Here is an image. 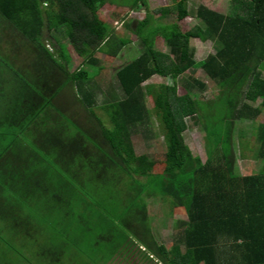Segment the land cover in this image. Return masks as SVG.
Wrapping results in <instances>:
<instances>
[{
	"label": "trees",
	"instance_id": "obj_1",
	"mask_svg": "<svg viewBox=\"0 0 264 264\" xmlns=\"http://www.w3.org/2000/svg\"><path fill=\"white\" fill-rule=\"evenodd\" d=\"M107 2L117 1L0 0V213L8 200L24 204L42 214V229L63 230L49 238L60 257L52 264H100L77 262L69 246L77 234L97 232L111 246L120 233L122 247L111 261L117 264H142L148 257L149 264H264V170L238 172L235 143L238 121L255 122L264 113V0H233L228 13L200 5V22L191 28L182 24L192 14L188 0H174L179 19L173 23L156 25L148 12L126 24L142 52L118 68L109 84L96 54L117 57L131 41L100 16ZM143 6L148 8L147 0L131 4ZM156 10L166 15L172 8ZM10 32L20 38H4ZM160 35L169 52L156 47ZM61 36L82 65L95 67L92 76L82 66L70 70ZM193 38L215 42L216 52L199 59ZM198 67L219 84L217 98L204 100L207 83L192 75L187 92L180 93L178 78ZM156 75L172 83L147 85ZM98 89L107 92L102 104ZM153 113L167 145L162 161L139 154L134 142ZM199 120L207 131L206 161L185 136L190 121ZM258 129V155L264 158V122ZM241 130L240 144L252 148ZM156 168L161 170L149 172ZM150 198L188 214L175 222L172 247L154 233ZM18 225L11 238L19 242L24 236ZM22 226L30 239L38 232ZM65 256L71 261L63 262ZM0 264H6L1 256Z\"/></svg>",
	"mask_w": 264,
	"mask_h": 264
},
{
	"label": "rangeland",
	"instance_id": "obj_2",
	"mask_svg": "<svg viewBox=\"0 0 264 264\" xmlns=\"http://www.w3.org/2000/svg\"><path fill=\"white\" fill-rule=\"evenodd\" d=\"M114 1L117 2H107L106 4L101 6L99 9V14L103 20L107 21L110 26H112L116 30L118 34L128 37L131 42L123 48V50L117 57L109 58L102 52H98L96 54V56L101 59V64L105 66V69L101 73V76H105L107 84L115 82L117 69L120 68L122 65L126 64L127 62H130L131 60L135 59L144 48V45H142L139 38L131 30V27L126 26V24L131 22H133L134 24L137 20L144 19L148 12L152 14V23H155L156 25H166L169 23L176 22L179 19V10L174 0H147L148 8H146V6H143L142 8L137 9L131 7V4L134 2V0ZM188 4L190 9L192 10V14L191 16L185 19L184 23H182L184 24L185 28H191L192 26H195L198 22H200L199 18L196 16V10L200 5H206L220 12L228 13L229 11H231V7L233 6V0H188ZM163 6L171 7L172 10L166 15L160 14V12H158L156 9L161 8ZM242 9L245 10L246 8L243 7ZM14 37H16V39L20 38L12 32H10L9 34H4V38L8 40H16ZM61 38H63V36H61ZM63 39L71 55V60L69 63L70 70L74 71L78 67L82 66L84 68H88L91 71L92 76L95 72V67H89L87 66V64L82 65V57H80L75 52L72 45L66 38ZM192 44L197 48V56L199 59L205 57L207 53L216 52V43L211 40L204 41L200 38H193ZM156 47L166 52L170 51L167 39L162 35L156 38ZM21 58L22 61H24V58L22 56H20L19 59L21 60ZM191 75L194 77L201 78L207 83V88L203 90V94L201 95L204 100H213L217 98V96L221 92L219 84L216 81L210 79L200 67L189 70L186 74H183L178 78V83L180 86L179 91L181 94L187 92L185 81L189 79ZM161 82L172 83V80L167 77L156 75L152 77L149 81H147L146 84L148 85ZM200 90V88H195L196 92H199ZM98 94L99 104H102L104 99L107 97V92L104 91L101 93V89H98ZM260 102L261 99L259 102L253 103V105L256 106ZM147 104L151 109L154 108L155 101L153 97L147 98ZM98 113L104 118L109 119L108 116L105 117L102 110H98ZM106 122L108 124L109 121ZM263 122L264 113H262V115L255 122L238 121L237 123L235 132V143L238 155L237 170L238 172H241L244 175L258 173L264 170V158L258 155L259 146L261 144L258 140V133H255L254 130L256 128L258 131V127ZM241 129H246V136L249 137L252 148H247L245 145L240 144V138H242L243 136ZM185 136L194 154L201 156L204 161H206L208 157L206 148L207 131L205 130L202 121H190V127L186 131ZM134 142L136 145L137 152L139 154H148L152 158L160 161L166 158L167 145L165 142L162 126L156 114H152V117L148 122V129H144V127L141 126L140 129L135 131ZM160 170V168L150 169L149 172L151 173ZM154 199L150 198L149 201L151 215L150 218L154 233L161 243H165L168 246L172 247L174 242V234L176 232L175 222L177 221V219H187L188 214L183 208L178 211H175L171 202L169 201L160 198L154 201ZM22 205L15 207L13 206V203H10L8 200L5 204H3L5 209L2 207L1 210L3 211V213L6 210L7 213H0V256L3 260V263L52 264L54 258L60 259V257H55L56 253H54V248L49 238L50 236H52V234L54 235L57 231H64L49 226H46V230L42 229L44 228V224L41 222L42 214H40L39 211L34 212V208L32 209L27 205ZM38 214L40 215L38 216ZM3 216L5 218H3ZM20 221H22V223H20ZM15 222L17 225H21H18V228L21 231V233L19 234L24 236L19 237L22 238V240H20L19 242L18 240L11 238L12 236H15V230L12 229V226ZM29 224H31L32 227L35 226V228L38 229V232L34 234V237L32 236L31 239L28 238V235H25L24 232H22V230L24 229V226L22 225ZM83 228L85 229V226ZM120 230L123 231L122 228H120ZM129 232L130 234H132L131 230ZM82 233L84 234V232ZM99 234L100 232H97L94 235L89 234V237L87 238H84V236L82 237L78 234L75 236L78 241L70 243L69 246L72 247V254H77L80 257L76 259L77 262H88L89 260L91 262L99 261L100 264H117L119 262L118 260V262L111 261L114 258V254L118 253L122 247L120 233L115 236V238L118 239V242L112 246V241H108L107 238H101L102 234H100V236ZM127 234L129 233L127 232ZM65 240L66 239H59L58 241L62 242ZM97 242L100 244V246L96 244ZM95 248H99L98 251L95 250ZM134 248L136 254L138 255V245H135ZM130 250H132L131 244L129 246V252ZM97 256H99L102 260L97 258ZM61 260L65 263L71 261L68 256H65ZM148 262H151L149 257ZM148 262L144 261L142 264H149ZM156 262L157 261L155 260L154 264H157Z\"/></svg>",
	"mask_w": 264,
	"mask_h": 264
}]
</instances>
